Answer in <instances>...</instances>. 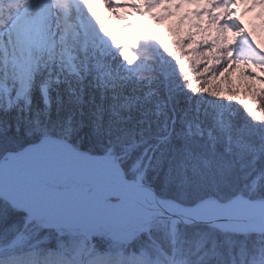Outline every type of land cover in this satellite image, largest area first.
<instances>
[{"label":"trees","instance_id":"trees-1","mask_svg":"<svg viewBox=\"0 0 264 264\" xmlns=\"http://www.w3.org/2000/svg\"><path fill=\"white\" fill-rule=\"evenodd\" d=\"M146 2L150 28H161L158 49L146 32L105 31L95 43L85 31L82 50L49 59L53 48L30 46L10 62L9 83L0 77V162L57 139L106 155L130 179L152 155L149 184L186 205L264 197V25L248 15L264 0H241L262 52L242 63L217 41L210 22L220 11L204 0ZM45 223L0 198V264H264V234L200 223L172 232L156 218L114 246L107 238L118 228L35 236Z\"/></svg>","mask_w":264,"mask_h":264},{"label":"rangeland","instance_id":"rangeland-1","mask_svg":"<svg viewBox=\"0 0 264 264\" xmlns=\"http://www.w3.org/2000/svg\"><path fill=\"white\" fill-rule=\"evenodd\" d=\"M146 1L147 0H0V4H10L8 14L5 13L0 16L1 80L9 83V78L12 75L10 64L13 63L18 65L20 63L18 60L20 53L26 54L29 52L28 48L30 46L33 49L34 47L46 44L53 48L54 51L49 56V59L61 56L65 48L72 53L73 50L71 48L75 46H78L80 50H82V45H80L83 42H81V36L85 31L87 32L86 35L89 37L87 40L95 43L102 40V35L105 31L113 33L115 30H120L122 33L132 35L134 38L146 32L158 49L161 43L158 32L161 28H150L148 20H146ZM204 2L209 6L210 10L214 12L220 11L217 19L219 22L214 19L210 22L213 23V25L216 24V29L218 31L217 41L219 44L222 47L229 46L230 44L231 47H234V50H231V52L233 54L235 53L234 58L237 63H242L246 60L256 62V60L262 56L260 48L261 40L255 31L251 29L249 19L244 15L243 3L241 0H204ZM259 5L263 4H258L257 9H253L248 15L253 16V21L251 22L260 21L264 25V17H262L264 8ZM214 18H216V15ZM30 20L33 21L32 24ZM172 20L173 16H170L166 28L173 26ZM119 23H124L121 29L119 28ZM83 24L85 29L82 33L79 26H83ZM148 56L154 61L160 59L155 51L149 52ZM16 68L14 71L18 73L16 74L15 80L19 77V69ZM42 93L45 102H48V93L45 85L42 87ZM137 175L135 178H137ZM58 183L62 182L58 181L53 184L47 183L46 185L37 187H39V189H47L52 193L63 191L67 193L93 191L92 187H80L82 183L79 184L72 180L65 183L63 182L57 187L56 185H58ZM61 187H63V189H61ZM22 211L26 214L28 213L31 218L35 220H38V218L45 219L46 223L37 228L34 233L35 236L39 233L47 232L51 228L56 230L64 228L68 231L86 232L87 230L91 231L92 229L104 226L111 230L114 228L120 229L119 232L113 233L114 236L110 235L111 237L107 238L114 246L116 244H123L127 238H131L139 231L141 222H151L156 220V218H161L145 214L135 217H116L103 223L90 224L85 222L82 218L70 215V217L64 218L65 221L63 222L53 223L43 214H37L33 211H25L23 209ZM170 226H172L171 223ZM171 229L172 232H174L173 226ZM30 236L31 235H29V237Z\"/></svg>","mask_w":264,"mask_h":264},{"label":"bare ground","instance_id":"bare-ground-1","mask_svg":"<svg viewBox=\"0 0 264 264\" xmlns=\"http://www.w3.org/2000/svg\"><path fill=\"white\" fill-rule=\"evenodd\" d=\"M9 6V3L0 4V16L8 14ZM65 143L59 140L48 142L0 163V197L25 211L43 214L53 223L63 222L64 218L70 215L92 224L122 216L135 217L145 214L160 216L164 215L166 208L183 213L167 206V202L175 204L170 199L159 203L155 200L146 182L147 166L139 171L135 179L136 184L129 185L122 177L110 175L114 168L108 171L103 166L90 168L81 166L76 160L83 155ZM69 180L92 187L93 191L52 193L37 187L58 181L65 183ZM175 205L186 210L200 208H183L179 204ZM252 216L264 218V199L259 201L236 199L228 204L211 205L203 208L197 217L219 220L214 223L219 228L246 232L252 227L243 221ZM223 218L224 220H221ZM179 219L180 216L171 219L170 222L174 226ZM254 229L264 231V226L253 228L252 231Z\"/></svg>","mask_w":264,"mask_h":264},{"label":"water","instance_id":"water-1","mask_svg":"<svg viewBox=\"0 0 264 264\" xmlns=\"http://www.w3.org/2000/svg\"><path fill=\"white\" fill-rule=\"evenodd\" d=\"M66 145H69L72 149H74L75 151L77 152H80L83 156L81 158H79L78 160H76L78 162V164H80L81 166L83 167H86V168H90V167H93V166H103V168L105 170H108L111 169V168H114V170L110 173V175H118L120 177H122L124 179V181L126 183H128L129 185H134L136 184V181L133 179H129L127 177V175H125V171L123 169V167H121L119 164L115 163L114 161H112L110 158L106 157L105 155H97V154H92V153H88L87 151L81 149V148H77L75 145H72L71 143L69 142H66L65 143ZM152 156H150L148 158V160L146 161V165H150V160H151ZM75 161V160H73ZM149 185V188L152 192V194L154 195V198L155 200L159 203L160 201L162 200H166V199H170L172 200L173 202H175V204H179L181 207L183 208H198L202 205H207V207L211 206V205H219L220 203L222 204H228L234 200H230L229 202H220V203H215V202H209L208 203H201V204H183L181 203L180 201H176L175 199L173 198H169V197H162L161 195H159L156 190L150 185ZM241 199H247V200H250L249 198L247 197H244V198H241ZM240 199V200H241ZM264 199V197L262 198ZM262 199H252V200H262ZM251 200V201H252ZM178 216H180V219L178 220V222L181 224V225H193V224H204V225H207V226H212V227H215L217 228L218 230H222V231H225V232H234V233H237V234H253V233H264V231H262V229H254L252 231L253 228H262L264 226V218H262V216H252V218H248V219H245V221H243V223H247L250 224L249 226L252 227L249 231H236V230H228V229H223V228H219L218 226H216V224H214L216 221H219V220H206V219H202V218H198L197 216L195 215H192V214H187V213H176L174 210L172 209H164V215H156L155 217H161V218H164V219H168L169 221L173 218H177ZM185 221H184V220ZM221 220H224L221 219ZM246 227V226H245Z\"/></svg>","mask_w":264,"mask_h":264},{"label":"snow or ice","instance_id":"snow-or-ice-1","mask_svg":"<svg viewBox=\"0 0 264 264\" xmlns=\"http://www.w3.org/2000/svg\"><path fill=\"white\" fill-rule=\"evenodd\" d=\"M124 56H125V60L127 61V63L130 66L135 64L136 60L138 59L135 55H131V54L127 53V52H125ZM167 206L170 207V208L176 209V210H178L180 212H183V213H189L190 212L192 215H195V216H199L200 212L202 211V209L207 207V205H202L198 209L186 210V209H180L177 205L172 204L171 202H167Z\"/></svg>","mask_w":264,"mask_h":264}]
</instances>
